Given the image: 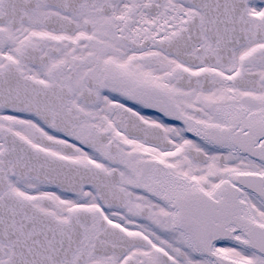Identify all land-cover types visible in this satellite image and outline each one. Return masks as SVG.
<instances>
[{
  "label": "snow or ice",
  "instance_id": "6c2138e0",
  "mask_svg": "<svg viewBox=\"0 0 264 264\" xmlns=\"http://www.w3.org/2000/svg\"><path fill=\"white\" fill-rule=\"evenodd\" d=\"M0 264H264V0H0Z\"/></svg>",
  "mask_w": 264,
  "mask_h": 264
}]
</instances>
